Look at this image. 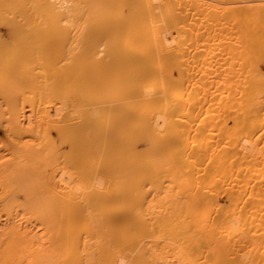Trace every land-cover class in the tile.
Returning a JSON list of instances; mask_svg holds the SVG:
<instances>
[{
  "label": "bare ground",
  "instance_id": "6f19581e",
  "mask_svg": "<svg viewBox=\"0 0 264 264\" xmlns=\"http://www.w3.org/2000/svg\"><path fill=\"white\" fill-rule=\"evenodd\" d=\"M0 264H264V0H0Z\"/></svg>",
  "mask_w": 264,
  "mask_h": 264
},
{
  "label": "rangeland",
  "instance_id": "374dc122",
  "mask_svg": "<svg viewBox=\"0 0 264 264\" xmlns=\"http://www.w3.org/2000/svg\"><path fill=\"white\" fill-rule=\"evenodd\" d=\"M1 133V132H0ZM1 135V134H0Z\"/></svg>",
  "mask_w": 264,
  "mask_h": 264
}]
</instances>
